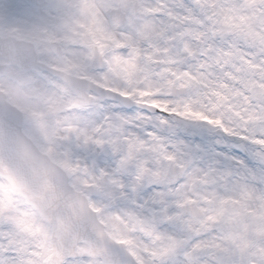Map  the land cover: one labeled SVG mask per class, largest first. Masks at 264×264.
<instances>
[{
  "label": "snow or ice",
  "instance_id": "snow-or-ice-1",
  "mask_svg": "<svg viewBox=\"0 0 264 264\" xmlns=\"http://www.w3.org/2000/svg\"><path fill=\"white\" fill-rule=\"evenodd\" d=\"M0 264H264V0H0Z\"/></svg>",
  "mask_w": 264,
  "mask_h": 264
}]
</instances>
